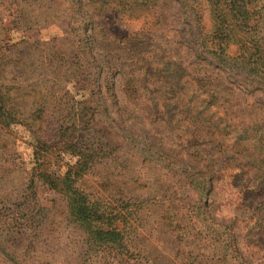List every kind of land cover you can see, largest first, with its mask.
<instances>
[{"label":"rangeland","instance_id":"obj_1","mask_svg":"<svg viewBox=\"0 0 264 264\" xmlns=\"http://www.w3.org/2000/svg\"><path fill=\"white\" fill-rule=\"evenodd\" d=\"M67 1L0 0V59H7L0 85L8 89L22 119H31L38 107L44 109V120L33 125L46 135L45 165L54 177L76 161L59 145V130L74 115L79 119L88 115L87 125L78 122L79 141L104 142L102 131L110 128L119 135L129 134L130 149L112 144L111 158L96 165L80 185L92 200L116 203L126 194L125 187L139 179L145 186L134 194L149 201L132 220V254L96 250L84 231L69 221L66 202L57 191L39 181L37 195L30 194L37 166L30 125L0 123V264H264V248L248 240L255 233L250 232L254 219L244 220L237 210L240 189L228 180L216 181L212 196L197 204L194 213L183 190L186 182L179 176L185 170H204L205 165L191 156L187 107L177 108L183 98L176 91L187 87L194 45L187 6L191 0H83L94 1L95 9L80 13L76 0ZM104 3L114 12H98L97 5ZM125 3L133 9H123ZM18 5L26 19L20 25L32 26L31 30L8 31L16 22ZM82 17L99 22L90 32L95 43L87 49L81 46V31L73 25ZM136 19H144L141 30L122 26ZM105 25L110 34L103 32ZM88 51L96 59L85 73L81 67L86 66L83 59ZM90 71L95 80L102 75L103 81H113L119 97L110 108L103 97L106 113L96 117L94 104L87 108L83 104L82 93L93 89ZM132 73H142L135 91L127 86ZM161 90L164 102H158ZM236 90L243 112L256 108L264 114V90ZM231 114L236 116L238 110ZM242 116L234 119L236 124L231 121L230 129L221 130L218 138L222 149L230 148V155L245 163L243 140L236 142L239 136L231 132L234 126L241 132L248 120ZM142 143L151 144L154 151L145 161L135 150ZM247 171L253 180L261 176L257 170ZM29 195L31 208L15 211ZM172 203L176 208L172 214L188 229L183 239L166 222L165 210ZM257 239L262 240L253 238Z\"/></svg>","mask_w":264,"mask_h":264},{"label":"trees","instance_id":"obj_2","mask_svg":"<svg viewBox=\"0 0 264 264\" xmlns=\"http://www.w3.org/2000/svg\"><path fill=\"white\" fill-rule=\"evenodd\" d=\"M67 2L70 4L71 1ZM93 4L94 1L83 3V0H76L79 13L95 9ZM125 6H127L123 8L125 10L133 9L127 3ZM187 6L191 12L189 35L194 45L188 81L184 83V88L187 87L184 91L182 89L176 91L183 98L177 108L187 107L189 132L192 133L188 137V142L193 149L191 156L197 161L204 162L205 165H203L204 170H185L179 175L187 185V188L184 186L183 190L187 195L189 206H192L195 213L199 209L197 204L212 196L214 183L219 180H228L230 185L240 189L241 199L237 204V210L245 216L244 220L254 219L253 229L250 232L254 230L255 233L249 236L251 238L248 240L264 248V114L259 113L256 108L249 113L243 112V109L238 106L239 100L236 94L238 92L236 88L242 87L251 92L264 90V0H191ZM97 8H99L98 12L103 14L114 12L110 11L109 3L97 5ZM15 19L16 22L8 31L32 29V26L20 25L26 19L19 5ZM73 25L81 31L83 38L81 46L87 49L94 45L90 32L99 25V22L82 17L80 20H75ZM103 32L110 34L111 28L105 25ZM95 59L88 51L83 59V61L87 60L86 66L84 65L81 69L85 73L91 70L90 67H94ZM5 63L7 59H0V73ZM88 76L91 77L90 84L93 89L88 93H82L83 104L85 108L88 104H94L96 113L92 115L93 117L103 115L106 113L105 108L115 106V102L119 99L116 84L108 78L103 81L102 75L95 80L91 71ZM141 76L142 73L141 75L132 73L128 80V88L134 91L139 88ZM83 88L87 87L83 86ZM97 89L98 92H96ZM164 92L167 93L166 89ZM103 97H106L109 102L107 106L102 101ZM158 102H164L162 90L159 93ZM233 109L238 110L236 116L231 114ZM43 110L42 107H38L31 119L25 117L22 119L18 109L12 104L8 89L0 85V123L10 126L21 125L26 121L30 125L31 134L35 136L36 145L33 153L37 166L34 168L30 194L36 196V183L44 181L50 189L62 196L66 202L69 221L84 231L91 247L106 253L115 252L123 255V251H127L132 254V245H130L132 220L149 201L148 198L135 195L134 192L145 184H141L139 179L133 181L125 187L126 194L123 193L116 203L112 201L113 199L111 201L92 200L91 195L80 185V181L96 165L111 158L112 144L130 149L128 141L131 140V136L126 133L119 135L110 128L109 131H102L100 139L104 142L79 141L77 140V135L80 134L78 122L79 126L87 125L84 117L88 115L84 114L80 119V115H74L71 121L69 120L59 130V145L64 153L72 155L76 161L74 164L67 165L63 175L54 177L50 175L45 165L49 150L46 135L40 134L38 128L33 125L44 120ZM80 112L81 114L84 112V107ZM240 113L248 120L241 128V132L238 131L237 126H234L231 132L239 136L235 138L236 142L239 139L243 140V150L247 153L245 163L231 156L230 148L222 149L218 138L226 127L231 128V121L235 123L234 119H237ZM205 137H209V140H205ZM135 150L141 153L143 161L154 152L151 144L146 143H142ZM155 152L158 153L157 150ZM164 157L166 162L168 155ZM245 168L257 170L261 176L253 180ZM31 201L30 195L25 197L15 211H22V207L31 208ZM173 211H176L174 203L165 210L166 222L169 227H173V230L178 232L177 237L183 239V234L188 229L185 223L179 220L177 214H172ZM255 236H261L262 240H253Z\"/></svg>","mask_w":264,"mask_h":264},{"label":"clouds","instance_id":"obj_3","mask_svg":"<svg viewBox=\"0 0 264 264\" xmlns=\"http://www.w3.org/2000/svg\"><path fill=\"white\" fill-rule=\"evenodd\" d=\"M122 26L126 29L131 26V29L139 31L144 26V19L127 20Z\"/></svg>","mask_w":264,"mask_h":264}]
</instances>
